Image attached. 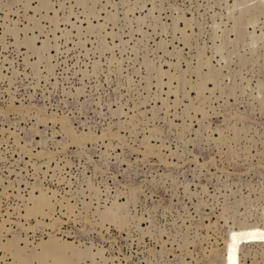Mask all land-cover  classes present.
Here are the masks:
<instances>
[{
    "label": "rangeland",
    "instance_id": "rangeland-1",
    "mask_svg": "<svg viewBox=\"0 0 264 264\" xmlns=\"http://www.w3.org/2000/svg\"><path fill=\"white\" fill-rule=\"evenodd\" d=\"M46 250L264 264V0H0V264Z\"/></svg>",
    "mask_w": 264,
    "mask_h": 264
},
{
    "label": "bare ground",
    "instance_id": "bare-ground-1",
    "mask_svg": "<svg viewBox=\"0 0 264 264\" xmlns=\"http://www.w3.org/2000/svg\"><path fill=\"white\" fill-rule=\"evenodd\" d=\"M114 215V214H113ZM50 244H53L52 242H50V243H46L45 244V246L48 248L49 246H50ZM47 251V250H46ZM45 251V253H46V257H48V258H53V260H55V263L56 264H60V263H62V261L65 259V255H64V253H63V251H58L56 254H52L51 252H46ZM53 251H55V249L53 250ZM86 256V255H85ZM89 258V257H88ZM27 261V260H26ZM50 262V261H49Z\"/></svg>",
    "mask_w": 264,
    "mask_h": 264
}]
</instances>
